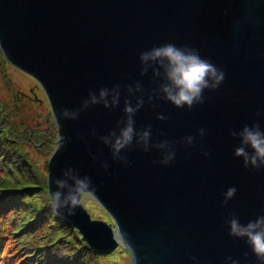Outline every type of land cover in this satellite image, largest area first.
Returning a JSON list of instances; mask_svg holds the SVG:
<instances>
[{
  "label": "water",
  "instance_id": "obj_1",
  "mask_svg": "<svg viewBox=\"0 0 264 264\" xmlns=\"http://www.w3.org/2000/svg\"><path fill=\"white\" fill-rule=\"evenodd\" d=\"M169 42L198 49L224 70L225 80L218 90H205V103L191 111L165 100H154L155 109L146 103L134 118L138 130L150 124L154 141L193 135L196 146L176 144L167 166L151 163L161 159L155 148L134 149L125 153L132 166L124 167L91 132L107 135L124 116L126 85L155 87L151 70L140 76L138 57ZM0 48L38 80L58 124L48 199L55 191L50 181L71 166L92 178V197L112 216L114 224L95 218L82 202L74 216L55 214L77 229L92 254L120 242L129 247L132 264H196L190 256L198 264H225L227 257L256 264L244 240L228 235L226 219L235 213L246 224L264 214V170L245 169L233 155L239 139L229 135L257 120L264 128V114L256 115L264 109V0H0ZM115 84L122 93L116 109L94 105L78 121L57 119L90 91ZM158 113L168 119H156ZM199 128L206 129L202 140ZM229 187L237 192L224 206Z\"/></svg>",
  "mask_w": 264,
  "mask_h": 264
},
{
  "label": "clouds",
  "instance_id": "obj_2",
  "mask_svg": "<svg viewBox=\"0 0 264 264\" xmlns=\"http://www.w3.org/2000/svg\"><path fill=\"white\" fill-rule=\"evenodd\" d=\"M138 59L140 76H145L151 70L152 83L155 87L148 91L140 81L126 85L122 109L124 116L116 121L107 135H98L94 129L91 135L109 149L114 162H119L124 167L132 166V161L125 153L134 149L148 153L153 148L161 153V159L152 160L151 163L167 166L175 159V145L195 147L196 137L187 135L179 141H154L150 124L140 130L135 127L134 118L137 112L146 103L153 109L158 108L159 105L154 103V100H165L178 109L191 111L195 106L205 103L207 99L204 95L205 90L213 92L219 89L225 80V72L209 59L202 57L198 49L187 45L177 46L171 42L142 51ZM121 96L120 84H115L111 88L101 87L97 92L90 91L88 98L83 100L78 108L61 109L57 119L78 121L81 113L94 105H102L110 110L116 109L120 104ZM262 114L264 109L257 110V116ZM156 119L164 121L168 117L158 113ZM206 134L204 128L197 130L201 140ZM159 135L164 133L161 132ZM229 135L239 139V145L234 148L233 155L242 159L243 167L256 171L264 170V128L261 127L260 121H254L251 125L245 124L238 132L229 130ZM65 139L61 137L60 147L63 146ZM80 139L83 141L85 138L81 136ZM202 154L205 157L209 156V152L203 149ZM92 159L96 160L97 156L93 155ZM99 166L106 172L109 169V164L103 160L99 161ZM50 183L54 184L55 191L49 194V204L57 215L74 216L82 198L92 196L96 191L92 178L88 175H80L79 170L71 166L62 169L60 176ZM236 192L235 187H229L223 193L222 205H228ZM226 224L229 229L228 235L244 240L251 249L256 264H264V214L242 224L237 215L231 213L226 219ZM244 256L247 258L248 253L245 252ZM189 259L198 264L195 256H190ZM229 262L240 264L239 260H234L232 257L226 258L225 264Z\"/></svg>",
  "mask_w": 264,
  "mask_h": 264
},
{
  "label": "rangeland",
  "instance_id": "obj_3",
  "mask_svg": "<svg viewBox=\"0 0 264 264\" xmlns=\"http://www.w3.org/2000/svg\"><path fill=\"white\" fill-rule=\"evenodd\" d=\"M1 128L5 133L0 134V158L5 159L0 160V168L6 173L0 171V180L8 174L11 182L15 180V184L25 188L22 196L26 198V203H21L23 218L19 222L14 218L11 223L4 215L8 212L0 214V225L10 226L6 227L7 233L4 232L6 236L0 237V249L6 245L4 253L8 252L10 246L14 250H21L19 244L25 240L29 241L30 235H23L22 231H17L16 227L30 216L31 213H26V210L32 211L35 208L36 212L33 215L37 216L38 210L41 209L40 205L46 209V217L40 223V227L35 229V233L45 234V243L42 247H50L44 248L43 252H50L51 256L42 255L43 259L39 260L38 255L27 259L24 257L25 254L21 258L19 254H16L15 258L18 256L16 259L0 257V264H31L30 262L32 264H70L68 261L71 257L67 256V253L72 249L81 254L79 259L82 261L78 264H132L131 252L127 245H117L114 250L105 254H92V249L87 247L81 239V234L77 233V229L62 224L51 210L47 192L48 164L59 138L58 124L48 96L38 80L12 64L0 48ZM81 202L93 217L114 224L112 216L97 199L86 196ZM20 208L21 205L11 208L10 216L13 218ZM56 224L57 230L54 233ZM15 230L17 233H14ZM50 233H54L53 236L63 240L53 244ZM47 236L49 239H46ZM30 250L32 252L33 249L30 248ZM24 261L26 262L22 263Z\"/></svg>",
  "mask_w": 264,
  "mask_h": 264
},
{
  "label": "trees",
  "instance_id": "obj_4",
  "mask_svg": "<svg viewBox=\"0 0 264 264\" xmlns=\"http://www.w3.org/2000/svg\"><path fill=\"white\" fill-rule=\"evenodd\" d=\"M5 133L4 131H2V128L0 129V134ZM5 158L2 157V159L0 158V160H4ZM1 173H6L2 168H0ZM15 180H13L12 182L9 180L8 178V174L4 177L3 180H0V214H4L7 213L8 214H4L7 219L13 223V219L15 218L17 222H19L20 219H22V215H21V210H22V205L24 203H26V198L22 196V194H24V190L25 188L23 187H19L17 184L14 183ZM23 203V204H21ZM14 205V206H13ZM21 208L19 209V211L13 216H10L9 211L11 208L15 207V206H20ZM27 206V204H26ZM39 207L41 208L40 210H38V214L37 216L34 217V212H36V210H32V211H28L26 210V213H31L30 216L26 219H24L19 227H16L17 231L21 230L23 235H30V239L25 240L24 242L20 243L19 245H21L19 247V249L21 250H14V248H12L11 246L9 247L8 252L4 253L5 250V246L3 245L2 248L0 249V257L2 258H10V257H14V259L18 258V256L15 258L16 254H19L20 258L22 257V255H24V257H26L27 259H32L33 257H35L36 255H38L39 260L43 259L42 255H49L51 256L50 252H43L44 248H49L50 246H46V247H42L45 243V234H39V233H35V229H37L38 227H40V223L44 220V218L46 217V209H44V207H41L39 205ZM4 221V219H3ZM5 222V221H4ZM35 225V226H34ZM51 226H53L51 224ZM6 227H10V226H1L0 225V237H5L7 232L6 231ZM57 230V224L54 227V233ZM17 231L15 230L14 233H17ZM5 232V233H4ZM33 232V233H32ZM54 233H50L52 234V240L51 242L53 244H55L56 242L63 240L62 238H56L55 236H53ZM63 235H61L62 237ZM46 239H49V236H47ZM52 244V245H53ZM41 245V246H38ZM51 245V246H52ZM30 248H32V252L30 250ZM51 251V250H50ZM13 252V254H12ZM25 252V253H24ZM45 253V254H44ZM80 253L77 251L75 252L74 249L70 250L67 253V256L71 257L68 261V263L70 264H78L79 262L82 261V259L80 258ZM19 258V259H20ZM26 260V259H25ZM27 261V260H26ZM26 261L22 262L25 263ZM5 263V260H4ZM32 264V262H30ZM53 264V263H52Z\"/></svg>",
  "mask_w": 264,
  "mask_h": 264
},
{
  "label": "bare ground",
  "instance_id": "obj_5",
  "mask_svg": "<svg viewBox=\"0 0 264 264\" xmlns=\"http://www.w3.org/2000/svg\"><path fill=\"white\" fill-rule=\"evenodd\" d=\"M120 244L122 245V243H120V242H119V244H118V245H120Z\"/></svg>",
  "mask_w": 264,
  "mask_h": 264
}]
</instances>
